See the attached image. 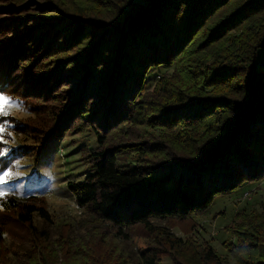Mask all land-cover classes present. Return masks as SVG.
Here are the masks:
<instances>
[{"label": "trees", "instance_id": "16d2710c", "mask_svg": "<svg viewBox=\"0 0 264 264\" xmlns=\"http://www.w3.org/2000/svg\"><path fill=\"white\" fill-rule=\"evenodd\" d=\"M7 9L19 11L0 22V92L29 113L41 112L31 99L45 95H60L63 105L41 131L0 116L10 131L32 135L6 146L0 172L22 157L38 163L52 141L77 130H92L100 147L85 148L91 172L69 185L91 215L85 233L53 227L38 194L6 193L0 264H160L164 256L172 264H264V207L235 214L237 241L224 245L226 255L156 222L188 220L264 179V0H12ZM64 51H75L67 56L73 73L52 63L41 69ZM173 66L142 95L151 72ZM150 120L168 132L141 143L143 161L121 164L101 129ZM139 226L152 238L142 249L133 241Z\"/></svg>", "mask_w": 264, "mask_h": 264}, {"label": "rangeland", "instance_id": "374dc122", "mask_svg": "<svg viewBox=\"0 0 264 264\" xmlns=\"http://www.w3.org/2000/svg\"><path fill=\"white\" fill-rule=\"evenodd\" d=\"M132 1L140 2L142 0ZM11 2L12 0H0L1 23L8 22L9 24L10 18L14 17L15 13L19 11L15 9L9 11L7 9ZM6 37L4 39H7ZM74 52H57L44 61L47 64L41 65L40 63L39 65H41V69H46L50 67L51 63V66L59 64L63 70L71 61V58L67 56L72 55ZM50 59H52L51 62ZM70 66L67 67V73H73ZM38 69L40 68L34 69V73ZM174 71L175 67L173 66L160 67L151 72L146 78V89L142 95L153 93L160 87L162 80L172 75ZM33 76L34 74H30L26 79L29 80V77ZM64 87L61 88V91H63ZM53 93L55 92L50 94L52 95ZM0 94L10 97L9 94L4 92H0ZM50 97V95H45V97L31 99L33 103L41 106V112L39 113L27 112L21 104L12 99L15 106L8 109L9 116L20 117L33 125L35 131H41V128H45L55 117L56 113L61 111L60 108L63 105V97L60 95L53 96V100H49ZM40 106L38 109H40ZM2 120L0 119V122ZM73 121L75 125H80L81 117L76 120L74 118ZM0 126L6 129L4 133L0 134L2 136V139H0V154L6 153L8 150L6 148L7 145V147L9 145L17 146L32 140L30 138L32 137L31 134H16L10 131L5 123H1ZM101 132L107 137L105 146L117 152L120 163L126 165L138 164L143 161L145 156L141 155L143 154L140 151L142 149L141 143L147 141L149 144L156 135L168 132V130L161 128V126L150 120L149 123L147 121L143 125L128 122L121 124L110 132H106L104 129H101ZM86 147L89 149L100 147L98 138L92 130H77L52 141L42 160L38 163L34 162L32 156L22 157L14 168H8L0 172V176H4L6 172L12 173L11 176H5V183L0 184V192L14 193L18 196L38 194L40 196L38 197V204L49 211L54 222L53 227L70 225L79 234H84L86 230L84 223L91 218V215L77 203L76 196L71 192L69 185L84 180L86 175L91 172V163L89 162V157H87L89 152L86 151ZM49 172L52 175H49ZM6 195L0 196V204ZM263 207L264 179L254 184H248L232 194L218 196L208 211L194 214L188 220L170 218L156 222L168 226L171 232L177 236H182L183 238L193 237L201 243L212 245L220 254L226 255L227 252L224 245L232 240L234 242L237 241L232 232V221L235 214L245 210L247 212L261 211ZM34 221L40 228L49 227L38 215H35ZM132 233L134 234L133 241L137 248L142 249L152 241L149 233L141 226L132 229ZM5 236L10 249L14 250L18 244L11 236ZM229 259L234 264V260L230 257ZM160 264H172L170 256H164Z\"/></svg>", "mask_w": 264, "mask_h": 264}, {"label": "snow or ice", "instance_id": "6c2138e0", "mask_svg": "<svg viewBox=\"0 0 264 264\" xmlns=\"http://www.w3.org/2000/svg\"><path fill=\"white\" fill-rule=\"evenodd\" d=\"M13 106L15 105L12 98L4 94H0V116H8L9 115L8 109ZM5 131L6 129L3 126H0V134L4 133ZM0 139H2V136H0ZM11 175H12L11 172H6L4 176H0V184L5 183V176H11ZM4 195H6V193L0 192V196H4Z\"/></svg>", "mask_w": 264, "mask_h": 264}, {"label": "clouds", "instance_id": "9594fccd", "mask_svg": "<svg viewBox=\"0 0 264 264\" xmlns=\"http://www.w3.org/2000/svg\"><path fill=\"white\" fill-rule=\"evenodd\" d=\"M49 175H52V173L49 172ZM236 254L240 255V256H243V255L246 254V249H238Z\"/></svg>", "mask_w": 264, "mask_h": 264}, {"label": "built area", "instance_id": "2783aa9c", "mask_svg": "<svg viewBox=\"0 0 264 264\" xmlns=\"http://www.w3.org/2000/svg\"><path fill=\"white\" fill-rule=\"evenodd\" d=\"M248 193V192H247Z\"/></svg>", "mask_w": 264, "mask_h": 264}]
</instances>
